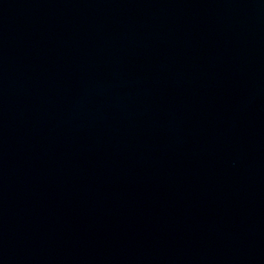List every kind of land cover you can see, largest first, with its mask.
<instances>
[{
  "label": "water",
  "instance_id": "95a60500",
  "mask_svg": "<svg viewBox=\"0 0 264 264\" xmlns=\"http://www.w3.org/2000/svg\"><path fill=\"white\" fill-rule=\"evenodd\" d=\"M0 264H264V0H0Z\"/></svg>",
  "mask_w": 264,
  "mask_h": 264
}]
</instances>
